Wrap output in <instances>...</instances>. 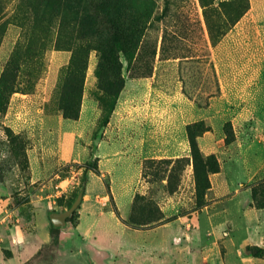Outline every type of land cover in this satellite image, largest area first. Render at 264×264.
Listing matches in <instances>:
<instances>
[{
	"label": "rangeland",
	"instance_id": "obj_1",
	"mask_svg": "<svg viewBox=\"0 0 264 264\" xmlns=\"http://www.w3.org/2000/svg\"><path fill=\"white\" fill-rule=\"evenodd\" d=\"M166 1L165 13V0H157L153 17L159 21L141 39L145 46L158 41L155 59L143 58L145 63L137 64L139 50L120 54L124 87L117 97L109 93V81L99 82L98 53L91 51L78 118L65 116L61 96L71 53L48 47L31 75L21 73L18 83L24 94L11 96L5 112H0V184L9 192L7 202L0 203V216L12 213L13 223L7 229L19 230L26 237L18 235L17 244L39 247L51 229L50 215L72 210L82 190V203L88 195L89 204L94 205L90 215H84L78 233L72 225L77 223L81 203L69 226L61 228L60 245L52 244L51 251L32 264H206L195 243L197 233L186 231L187 220L139 233L125 228L120 221L127 211L121 180L127 167L138 180L142 176L132 183L135 197L129 214L133 221H165L218 201L221 205L211 211L210 223L208 213L200 215L199 223L201 230L214 234L207 239L219 237L224 264H264V253L257 258L246 251L247 241H258L256 232L245 233L242 227L236 233L222 231L225 222L234 226L237 212L248 199L237 180L248 177L250 168L259 170L264 162V140L257 132L245 156L250 168L234 159V115L248 109L264 117V0H247L248 9L236 23L234 14L240 8L219 7L220 15L210 18L211 34L198 0ZM223 1L229 0L216 3ZM4 3L0 23L12 16L17 0ZM235 5L240 4L235 1ZM17 30L8 27L0 51V75L19 40ZM70 106L77 110L75 103ZM197 123L209 130L205 132L208 140L219 146L215 157L220 170L209 176L211 185L205 193L202 186L197 188L191 154L183 157L189 159L188 164L168 166L151 160L140 164L134 157L131 163H122L123 146L131 153L137 149L134 133L138 129L158 128L160 138L172 134L183 153L184 141L178 139L188 125ZM98 147L105 148L109 163L118 167L114 178L106 173L102 177L98 171L94 159ZM87 169L92 171L84 186ZM263 181L264 168L245 189L258 190ZM258 200L264 202L263 191ZM186 234L193 236L190 246ZM231 240L244 245L241 259ZM52 254L56 256L53 261Z\"/></svg>",
	"mask_w": 264,
	"mask_h": 264
},
{
	"label": "trees",
	"instance_id": "obj_2",
	"mask_svg": "<svg viewBox=\"0 0 264 264\" xmlns=\"http://www.w3.org/2000/svg\"><path fill=\"white\" fill-rule=\"evenodd\" d=\"M235 1L240 5H235ZM4 2L5 0H0V19L6 9ZM198 3L203 10L204 20L210 34L212 29L210 18L212 15H220L219 7L224 10L234 7L241 9L234 14L233 23H236L248 9L247 0L223 1L218 5L216 0H198ZM168 4L165 0V13ZM156 9L157 0H17L12 16L0 23V51L4 38L9 33L8 27L13 26L19 29L18 32L20 31L19 40L13 47L0 75V112H5L4 106L11 96L17 93L24 94L18 83L21 73L28 71L27 75H31L36 70V66L40 64L41 57L48 47L54 50L65 49L71 53L61 96V110L65 116L78 118L77 111L80 110L82 88L91 51L98 53L96 73L99 82L109 81V93L117 97L124 87L120 54L127 55L139 50L140 53L136 58L137 64L145 63L143 58L152 61L156 57L158 41H154L153 46L151 44L145 46L141 41L152 29L154 22L159 21L157 16L153 17L156 15ZM21 37L22 40H20ZM151 74L152 72L149 71L148 76ZM71 103H75L77 110L71 109ZM202 125V123L188 125L186 132L194 164L196 185L198 189L202 186V191L205 193L211 185L209 176L218 173L220 167L215 155L204 156L199 148L198 138L209 131L202 129ZM151 161L168 164V166L189 163L188 158ZM198 163L201 164L200 170ZM89 171L92 170L87 169L82 178L84 186L87 184ZM258 186V190L252 188L251 198L258 209H264V202L258 200L259 192H264V181ZM74 212L71 218L67 219L68 222L73 220ZM174 219L176 218L148 222L138 219L136 223L135 220L133 221L132 214H129L126 223L134 229H140L157 227ZM60 231V227H55L51 223L50 234L54 240ZM51 245L44 246L36 254L35 259L41 258L46 251L50 252ZM246 251L257 258L264 253L263 249L250 245L246 247ZM54 258L52 254L51 259Z\"/></svg>",
	"mask_w": 264,
	"mask_h": 264
},
{
	"label": "crops",
	"instance_id": "obj_3",
	"mask_svg": "<svg viewBox=\"0 0 264 264\" xmlns=\"http://www.w3.org/2000/svg\"><path fill=\"white\" fill-rule=\"evenodd\" d=\"M250 107V106H248ZM206 120L209 118H205ZM208 122V121H207ZM210 122V119H209ZM183 132V131H182ZM257 132V133H256ZM264 117L260 116L259 112H253L250 110L242 111L238 114L234 115V133L236 136V146L235 150L236 153L234 155V159L242 160L245 162L246 169L250 168L249 160H246V153L251 150L252 146L251 143L253 142V137L257 134L258 137L261 138V140H264ZM256 133V134H255ZM136 136L135 139V147L137 148L134 153H131L130 149H127L126 146H123L124 148V160L122 161L125 163H131V160H133V157L137 162L143 163V161L148 160H176L183 157H188L190 154V145L188 141V137L186 134V130L182 133V138L184 141V147H183V153L180 151V148H177L178 145L176 143V139L172 137V134L166 133L163 134V137L160 138V132L158 128L151 127L150 129L140 128L137 130L136 133H134ZM255 134V135H254ZM262 135V137H261ZM146 136V137H145ZM256 137V138H258ZM127 145V144H126ZM198 145L200 150L204 155H217L219 153V146L216 142L208 140L207 133L204 134V136H201L198 138ZM94 159L97 160V168L98 171L101 173V176L103 177L104 174H109L112 178H114L116 167H113L109 163L110 155L107 153V150L103 147H98L96 149V152L94 153ZM131 159V160H130ZM259 170H255L254 168L248 169V177H245L243 180L239 179L237 182L242 183L241 188L244 190V192L247 194V201L242 205L240 208L241 210L237 212L238 220L234 221V226L230 225L229 222H225L224 224L227 225V227L223 228L222 231L226 229L233 230L235 233L238 232V230L241 229L242 231L245 230V233L248 232H256L257 235V242L256 243H249L247 241V246H257L264 250V209H258L251 198V192L250 188L245 189L246 185L251 183L254 178L257 177V175L262 171V168H264V162L260 163ZM127 166V165H126ZM131 167H127L122 177L124 188L122 191V198L126 201L127 208L125 217H121L120 221L124 224L125 228L130 231H134L135 233H139L142 231H149V230H156L158 228H165L170 226L174 223H180L183 224L185 220L186 222V231L188 233H197V236L199 239L195 238V243L197 244V249L201 253L202 261L203 263L208 264H224L223 259V253L222 249H220L219 242L216 240H211L210 238L207 239L211 233L210 231H204L201 230L200 226V215L203 213H208V222L212 219V213L211 211L215 209L216 207L221 205V202L213 201L212 203H207L206 205L199 207L198 209H194L192 211H189L184 216H179L176 219L159 225L157 227H147V228H140V229H134L131 226H129L126 223V220L128 218V215L131 210V206L133 203V199L135 197V191L133 189L132 183H136L140 180L142 177L141 175L136 178V175H132L129 171ZM212 182V178H211ZM213 184V183H212ZM213 189V188H212ZM113 188L111 187V191ZM212 191V190H211ZM240 193V190L238 189L236 191V194ZM112 196L114 197L115 203L117 201L116 195L112 192ZM9 197L8 189L0 184V203L6 201ZM99 197V196H97ZM6 198V199H5ZM90 197L88 195L85 196L84 201L82 203L81 209L78 212V220L77 224L73 226L74 230L79 233L82 228V219L84 215H90V210L92 209L89 204ZM113 211L115 212V209L113 208ZM118 213L120 212L118 210ZM215 213V212H214ZM116 215V212H115ZM117 216V215H116ZM69 226V225H68ZM66 230V229H65ZM84 232L83 236L84 238L88 237V231H82ZM206 232V234H205ZM18 235L22 236V233L19 232V230L15 229H7L6 227H3L1 229V237L3 238V244L0 247V264H32L33 262H36L35 256L44 246H49L51 244H54L56 241L57 245L56 248L60 245L61 242V236L62 233H60L55 237V240L52 238L50 231L47 235H45L44 240L42 244L39 247H36L35 245H29L24 242V244H17V241L20 240ZM214 235V234H213ZM24 236V235H23ZM22 236V239H23ZM25 237V236H24ZM26 238V237H25ZM83 238V239H84ZM21 239V240H22ZM193 236L186 234V241L188 242L189 246L192 242ZM176 242H180L179 237H175ZM231 245H235L237 247V254L240 259L242 256H245L244 254V245H238L235 242L231 240ZM188 246V248H190ZM239 246V247H238ZM7 251L8 256H5L4 251ZM32 253V254H31ZM57 255V254H56ZM56 257V256H55ZM54 260V259H53ZM52 260V261H53Z\"/></svg>",
	"mask_w": 264,
	"mask_h": 264
},
{
	"label": "water",
	"instance_id": "obj_4",
	"mask_svg": "<svg viewBox=\"0 0 264 264\" xmlns=\"http://www.w3.org/2000/svg\"><path fill=\"white\" fill-rule=\"evenodd\" d=\"M82 199H83V190L79 194L76 202L73 204L72 210H69L68 212H65L63 214H52V215H50L51 223L55 227L67 228L69 223L66 221V219L71 218L73 211L77 210L79 208V206L81 205Z\"/></svg>",
	"mask_w": 264,
	"mask_h": 264
},
{
	"label": "built area",
	"instance_id": "obj_5",
	"mask_svg": "<svg viewBox=\"0 0 264 264\" xmlns=\"http://www.w3.org/2000/svg\"><path fill=\"white\" fill-rule=\"evenodd\" d=\"M13 215L11 212H5L2 216H0V247L3 244V238L1 237V229L3 227L8 228L10 224L13 223Z\"/></svg>",
	"mask_w": 264,
	"mask_h": 264
},
{
	"label": "flooded vegetation",
	"instance_id": "obj_6",
	"mask_svg": "<svg viewBox=\"0 0 264 264\" xmlns=\"http://www.w3.org/2000/svg\"><path fill=\"white\" fill-rule=\"evenodd\" d=\"M65 213V212H64ZM61 214H63V213H61ZM66 221H67V219H66ZM68 222V221H67Z\"/></svg>",
	"mask_w": 264,
	"mask_h": 264
}]
</instances>
